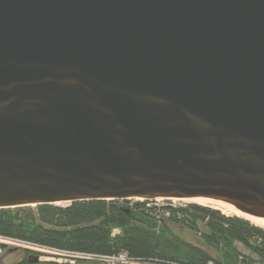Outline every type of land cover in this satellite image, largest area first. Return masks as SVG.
<instances>
[{
	"label": "water",
	"instance_id": "obj_1",
	"mask_svg": "<svg viewBox=\"0 0 264 264\" xmlns=\"http://www.w3.org/2000/svg\"><path fill=\"white\" fill-rule=\"evenodd\" d=\"M137 198L264 218V0H0V209Z\"/></svg>",
	"mask_w": 264,
	"mask_h": 264
},
{
	"label": "trees",
	"instance_id": "obj_2",
	"mask_svg": "<svg viewBox=\"0 0 264 264\" xmlns=\"http://www.w3.org/2000/svg\"><path fill=\"white\" fill-rule=\"evenodd\" d=\"M0 237L67 254L126 251L133 259L148 263L264 264V229L195 202L171 208L168 218L160 209L128 199L1 208ZM0 247L7 251L15 246ZM25 251L27 260L17 264H32V250Z\"/></svg>",
	"mask_w": 264,
	"mask_h": 264
},
{
	"label": "rangeland",
	"instance_id": "obj_3",
	"mask_svg": "<svg viewBox=\"0 0 264 264\" xmlns=\"http://www.w3.org/2000/svg\"><path fill=\"white\" fill-rule=\"evenodd\" d=\"M175 201L178 205L182 204L183 206L194 203L186 199H181V200L176 199ZM211 208L215 209L216 207L214 208L212 206ZM224 215L234 216L230 214H224ZM255 226H258V225H255ZM258 227H261L262 229H264L263 226H258ZM0 243L5 244V245L8 244L11 246H15V247H9L7 251H5L3 248L0 247L2 249V252L0 254V264H17L20 261H24L25 259L27 260V252L25 251V249L29 250L30 247L29 248L26 247L25 244L19 241L16 242V241L8 240V239L5 240L2 238H0ZM30 249L32 250L33 248H30ZM32 252L33 253L37 252L36 254H40L42 258L40 262L32 263V264H56V263L58 264H62V263L83 264L82 261L84 260L80 258H74V257L72 258L68 254L61 253L54 249H48L45 247H39V249H33Z\"/></svg>",
	"mask_w": 264,
	"mask_h": 264
},
{
	"label": "built area",
	"instance_id": "obj_4",
	"mask_svg": "<svg viewBox=\"0 0 264 264\" xmlns=\"http://www.w3.org/2000/svg\"><path fill=\"white\" fill-rule=\"evenodd\" d=\"M170 200L163 199V198L148 199V200L139 199V198L131 199V201L134 203L137 201L145 203L147 208L148 207H155L158 210L160 209L161 211H163V215L165 218H168L171 216V208H178V207L183 206L182 204L178 205L175 201L176 199H170ZM172 200H173V202H172ZM0 238L5 239V240L6 239L12 240V239L7 238V237L6 238L0 237ZM12 241H14V240H12ZM19 242L25 244V246L28 248L30 247L33 249H39V246L32 244L30 242H28V243L22 242V241H19ZM1 252H2V249L0 248V254H1ZM35 253H37V252H35ZM65 254H67V253H65ZM68 255L72 258L74 257V258H80V259H87V260H91V261H97L99 264H161L158 262H151V263L141 262V261L139 262V261L133 259L130 256V254L126 251H118L117 253L106 254V255L91 254V253H76V252H74L73 254H68ZM162 264H165V263H162ZM208 264H219V263L218 262L216 263L213 260H209Z\"/></svg>",
	"mask_w": 264,
	"mask_h": 264
},
{
	"label": "bare ground",
	"instance_id": "obj_5",
	"mask_svg": "<svg viewBox=\"0 0 264 264\" xmlns=\"http://www.w3.org/2000/svg\"><path fill=\"white\" fill-rule=\"evenodd\" d=\"M191 202H195L201 205H210L211 207L213 206L214 208L216 207L217 209L221 210L222 213L224 214H230V215H234V216H240L243 217L247 220H250L253 224L258 225V226H263L264 227V218H257L254 216H250V215H246L244 213H242L241 211H239L238 209H236L233 205H230L228 203H224L221 201H217V200H210V199H206V198H192V199H188Z\"/></svg>",
	"mask_w": 264,
	"mask_h": 264
}]
</instances>
